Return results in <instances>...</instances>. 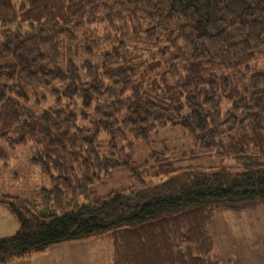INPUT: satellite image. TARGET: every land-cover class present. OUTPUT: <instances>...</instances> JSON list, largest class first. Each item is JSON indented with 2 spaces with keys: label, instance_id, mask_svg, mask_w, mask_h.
<instances>
[{
  "label": "trees",
  "instance_id": "1",
  "mask_svg": "<svg viewBox=\"0 0 264 264\" xmlns=\"http://www.w3.org/2000/svg\"><path fill=\"white\" fill-rule=\"evenodd\" d=\"M103 24L139 54L105 46ZM80 31L93 35L73 44ZM263 54L264 0H0V160L30 148L51 184L36 203L0 192L20 224L0 264L92 237L111 264H231L209 227L264 204ZM169 127L237 166L136 164L134 139ZM121 171L130 185L99 194Z\"/></svg>",
  "mask_w": 264,
  "mask_h": 264
},
{
  "label": "rangeland",
  "instance_id": "2",
  "mask_svg": "<svg viewBox=\"0 0 264 264\" xmlns=\"http://www.w3.org/2000/svg\"><path fill=\"white\" fill-rule=\"evenodd\" d=\"M103 24L95 26V35L104 40V45L109 46L120 41L136 55L139 54L137 44L142 46L137 38L132 35L131 30L119 38L111 32V28ZM93 34L77 32L73 44L80 39L90 38ZM103 47L96 53L99 57ZM124 51L123 49L121 50ZM90 59L93 60L92 56ZM143 59H138V64ZM252 66L264 69V54L258 56ZM139 72V68H136ZM47 100L40 96L39 104L35 109L43 110L54 104L49 93H46ZM134 150L132 160L136 164L149 160L155 152L160 158L168 157L171 160L177 159L181 169L200 168L221 165L227 167L237 166L233 159L220 162L215 153L205 152L198 148L193 140L176 128H166L158 135L151 138L150 143H140L134 139ZM31 149L19 148L10 152L8 166L0 160V192L13 196L29 198L31 201L39 202L38 192L42 187H50V181L42 175L40 168L31 162ZM127 172H119L110 180L107 185L99 188V194H104L112 188L127 187L131 181ZM210 232L215 241V254L222 255L229 259L231 264H264V204L245 211H223L215 214L210 224ZM20 229L17 218L9 209L0 205V239L14 236ZM112 247L105 238L92 237L83 240L70 241L53 245L43 252H33L22 259L14 260L8 264H111Z\"/></svg>",
  "mask_w": 264,
  "mask_h": 264
}]
</instances>
